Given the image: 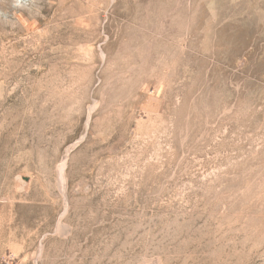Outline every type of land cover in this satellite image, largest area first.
I'll return each mask as SVG.
<instances>
[{"label":"rangeland","instance_id":"rangeland-1","mask_svg":"<svg viewBox=\"0 0 264 264\" xmlns=\"http://www.w3.org/2000/svg\"><path fill=\"white\" fill-rule=\"evenodd\" d=\"M0 264H264V0H0Z\"/></svg>","mask_w":264,"mask_h":264}]
</instances>
